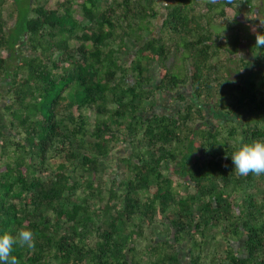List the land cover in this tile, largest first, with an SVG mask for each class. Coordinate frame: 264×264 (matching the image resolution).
Returning <instances> with one entry per match:
<instances>
[{
    "label": "trees",
    "instance_id": "1",
    "mask_svg": "<svg viewBox=\"0 0 264 264\" xmlns=\"http://www.w3.org/2000/svg\"><path fill=\"white\" fill-rule=\"evenodd\" d=\"M166 1L0 0V232L34 233L20 264H182L183 244L188 264H264V175L230 156L264 139V20L244 58L254 0ZM166 93L175 115L153 111Z\"/></svg>",
    "mask_w": 264,
    "mask_h": 264
},
{
    "label": "rangeland",
    "instance_id": "2",
    "mask_svg": "<svg viewBox=\"0 0 264 264\" xmlns=\"http://www.w3.org/2000/svg\"><path fill=\"white\" fill-rule=\"evenodd\" d=\"M171 1H166V0H159V4L160 6L162 7L161 9V15L163 16L164 15V9L165 7L170 3ZM258 0H254L253 3H252V7L254 6L255 9L254 10H251L249 7L247 6H244L242 8V16L243 18L239 21V24L235 26V32L238 31V34L240 35L241 37V48H240V55L244 58H247V55L250 53V48H249V44L250 43V38L256 34V32L258 31V29L261 27L262 23H263V20H264V15L263 13L259 12L258 10ZM227 15L230 16V17H233V12L228 10L227 11ZM5 15H7V12H5ZM162 19V18H161ZM161 19L155 21L154 25H156V30L154 31L153 35L155 37L158 36L159 34V24L161 22ZM233 33V31H229V32H226L224 34V36H227L229 37V35ZM224 40V39H223ZM129 47H131L132 49L135 50L134 46H132L131 43H129ZM6 53H2V56L6 57ZM169 66L175 71L177 72L176 74L181 76L183 74H179L178 73V70L184 68V64L183 62H181V58H174V59H171V61L169 62ZM233 68V67H232ZM257 68H252L247 72L245 73L244 76L245 77V80H247L248 77H251L253 76L254 73H256V71H259V69ZM242 74H236L234 73L232 75V79L236 80L238 79V77H241ZM151 76L153 77V81H152V86L155 88L157 87L158 85V82H159V69L157 68V66H154L152 67L151 69ZM3 89V93L5 90H7L5 87L2 88ZM184 97H186V99L188 101H192L193 100V97H192V93H191V90L189 87H187L186 89L184 90H181L180 92ZM174 97L175 95L173 94H170V93H166V94H163V95H158L157 96V99H158V105H157V108H155V110H153L155 113H159V114H168V115H175L182 107V103L178 102V101H174ZM205 108V115L207 117V120H208V126L209 128H217L219 127V125L222 123V119L221 117H219L220 115H217L218 113L212 111L211 109V106L210 105H205L204 106ZM243 107L241 104H239V110L238 112H236V114H234L233 116H231L235 122H241L242 120V110ZM121 151L119 152V149H117L116 153H117V157H121V156H124L126 155L127 153V150L125 148V146H122L121 147ZM121 155V156H120ZM115 156V155H114ZM115 161V159H113ZM112 168L109 166L107 171H111ZM159 237H165L167 235V232L165 230V227L162 228L161 231H159L158 233ZM186 246V245H185ZM238 249V248H237ZM182 254H181V260L182 262H184L185 264H187V261L188 259H186V254H185V251L186 249H182Z\"/></svg>",
    "mask_w": 264,
    "mask_h": 264
},
{
    "label": "clouds",
    "instance_id": "3",
    "mask_svg": "<svg viewBox=\"0 0 264 264\" xmlns=\"http://www.w3.org/2000/svg\"><path fill=\"white\" fill-rule=\"evenodd\" d=\"M256 46H264V34H257ZM230 156L235 174L264 175V139L241 142L235 146ZM33 246L34 233L28 228L21 227L15 234L8 231L0 232V264H20L19 258L15 255L16 249Z\"/></svg>",
    "mask_w": 264,
    "mask_h": 264
},
{
    "label": "flooded vegetation",
    "instance_id": "4",
    "mask_svg": "<svg viewBox=\"0 0 264 264\" xmlns=\"http://www.w3.org/2000/svg\"><path fill=\"white\" fill-rule=\"evenodd\" d=\"M186 244H183V245H180V259H181V254H182V249H186V251H185V254H186V252H187V245L185 246ZM184 253V252H183ZM188 257H187V254H186V259H187ZM181 262H182V260H181ZM182 264H185L184 262H182ZM188 264V263H187Z\"/></svg>",
    "mask_w": 264,
    "mask_h": 264
},
{
    "label": "crops",
    "instance_id": "5",
    "mask_svg": "<svg viewBox=\"0 0 264 264\" xmlns=\"http://www.w3.org/2000/svg\"><path fill=\"white\" fill-rule=\"evenodd\" d=\"M2 123V118L0 117V124Z\"/></svg>",
    "mask_w": 264,
    "mask_h": 264
}]
</instances>
